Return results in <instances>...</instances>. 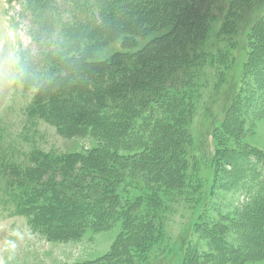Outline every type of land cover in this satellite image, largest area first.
I'll return each instance as SVG.
<instances>
[{
  "label": "rangeland",
  "instance_id": "rangeland-1",
  "mask_svg": "<svg viewBox=\"0 0 264 264\" xmlns=\"http://www.w3.org/2000/svg\"><path fill=\"white\" fill-rule=\"evenodd\" d=\"M28 1L0 0V59L13 46L21 51L31 45L28 21L21 15ZM208 1L210 8L197 3L200 13L210 10L200 27L202 37L187 39L184 48L175 37L184 33L181 36L189 38L198 24L192 27L185 23L180 13L168 15L164 24L148 32H123L94 54L96 60H110L126 53L135 54L137 59L140 54L154 57L165 46L174 47L178 57L187 51H202L198 59L187 62L192 74L187 73L186 86L171 84L161 101L148 108L138 107L141 113L135 121L144 123L142 134L137 136L140 143L120 151L130 158L119 168L123 187L128 186L130 194L141 195L137 196L141 197V209L149 205L148 211L157 222L156 237L147 242V250L127 245L124 258H135L136 264H185L192 247L214 250L202 238L200 225L213 227L221 235L220 242H225L224 258L216 264H238L237 256L242 264H264L263 210L256 206L245 165V156L256 153L264 157V0ZM34 95V88H27L18 78L7 72L0 75V264L98 261L111 253L125 234L122 219L76 238H49L33 227V216L21 210L16 198L23 194L36 201L40 196L31 190L23 192L19 184L13 188L8 185L4 170L10 164L26 166L34 155L42 154L84 155L99 145L95 138L65 137L55 126L31 116ZM173 99L176 109H171ZM167 102H171L170 107L165 106ZM220 108L230 110L225 123H221ZM162 118L171 128L179 129L178 147L187 157L183 184L164 187L166 181L162 180L163 189L158 179L150 180L130 167L151 146L146 133L153 127L148 119L154 122ZM151 190L160 200L153 197L146 203Z\"/></svg>",
  "mask_w": 264,
  "mask_h": 264
},
{
  "label": "trees",
  "instance_id": "trees-1",
  "mask_svg": "<svg viewBox=\"0 0 264 264\" xmlns=\"http://www.w3.org/2000/svg\"><path fill=\"white\" fill-rule=\"evenodd\" d=\"M197 3L207 4L208 8L211 4L208 0H29L27 9L21 12L31 37V45L21 50L28 58L30 72L18 79L35 90L29 114L55 126L65 137L95 138L99 145L84 155H34L29 165L10 164L4 174L11 188L19 184L23 192L31 190L40 196L36 201L23 194L16 198L20 199L21 210L33 216V227L49 238H76L89 229L123 220L125 234L115 249L86 264H136L135 258H124L127 245L147 250V242L156 237L157 222L148 211L149 205L141 209V197L137 198L141 195L130 194L129 187H123L119 168L130 158L120 151L140 143L137 136L142 134L144 123L135 121L141 113L138 107L148 108L161 101L171 84L186 86L190 77L187 73L192 74L187 62L198 59L202 52L187 51L178 57L174 47L165 46L158 49L156 57L140 54L137 59L135 54L126 53L110 60H96L95 51L123 32L145 33L164 24L168 15L180 13L185 23L192 27L198 24L189 38L182 37L184 33L175 37L184 48L187 39L202 37L203 17L210 11L200 13ZM173 103L171 109H176L174 99ZM165 106L170 107L171 102ZM220 110L221 123H225L230 110ZM148 121L153 127L149 131L152 134L146 133L151 146L130 167L150 180L158 179L161 184L165 180L164 187L181 186L187 157L178 147L179 129L171 128L164 118ZM245 165L251 175L256 206L264 216V157L256 153L245 156ZM158 186L164 188L163 184ZM153 197L160 200L151 190L146 203ZM199 227L202 238L215 248H190L185 264L221 262L225 253L221 235L213 227ZM238 261L243 262L240 256Z\"/></svg>",
  "mask_w": 264,
  "mask_h": 264
},
{
  "label": "clouds",
  "instance_id": "clouds-1",
  "mask_svg": "<svg viewBox=\"0 0 264 264\" xmlns=\"http://www.w3.org/2000/svg\"><path fill=\"white\" fill-rule=\"evenodd\" d=\"M4 72L11 78H23L30 72L28 58L21 53L19 47L13 46L6 57L0 59V75Z\"/></svg>",
  "mask_w": 264,
  "mask_h": 264
}]
</instances>
